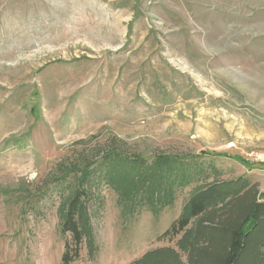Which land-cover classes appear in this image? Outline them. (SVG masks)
<instances>
[{
	"label": "rangeland",
	"instance_id": "rangeland-1",
	"mask_svg": "<svg viewBox=\"0 0 264 264\" xmlns=\"http://www.w3.org/2000/svg\"><path fill=\"white\" fill-rule=\"evenodd\" d=\"M110 146L208 152L223 178L261 191L250 154L264 150V0H0V264H62L57 164ZM191 188L131 214L102 186L97 250L70 264L173 244L157 236Z\"/></svg>",
	"mask_w": 264,
	"mask_h": 264
},
{
	"label": "trees",
	"instance_id": "trees-1",
	"mask_svg": "<svg viewBox=\"0 0 264 264\" xmlns=\"http://www.w3.org/2000/svg\"><path fill=\"white\" fill-rule=\"evenodd\" d=\"M208 155L147 158L110 146L78 162H59L56 212L61 233L69 235L62 264L76 260L83 245L95 254L92 209L102 205V186L131 214L143 207L158 214L192 187L177 217L157 236L173 244L150 248L128 264H264V188L259 191L245 175L223 178Z\"/></svg>",
	"mask_w": 264,
	"mask_h": 264
},
{
	"label": "built area",
	"instance_id": "built-area-1",
	"mask_svg": "<svg viewBox=\"0 0 264 264\" xmlns=\"http://www.w3.org/2000/svg\"><path fill=\"white\" fill-rule=\"evenodd\" d=\"M250 157L255 162H264V150L253 151L251 152Z\"/></svg>",
	"mask_w": 264,
	"mask_h": 264
}]
</instances>
